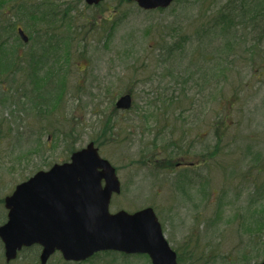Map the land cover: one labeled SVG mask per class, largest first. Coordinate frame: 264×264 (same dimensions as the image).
<instances>
[{
    "label": "rangeland",
    "instance_id": "374dc122",
    "mask_svg": "<svg viewBox=\"0 0 264 264\" xmlns=\"http://www.w3.org/2000/svg\"><path fill=\"white\" fill-rule=\"evenodd\" d=\"M11 1L0 3V13L16 6L6 25L17 22L14 36L7 37L10 46H18L17 60L30 50L39 52L41 40L59 43L44 66L62 55L55 75L64 84L44 86V95L52 94L35 99L31 108L20 93L5 105L0 86V200L36 171L69 161L72 152L92 141L122 184L111 212L153 207L181 264L261 260L264 0H176L151 11L128 0L96 6L85 0ZM18 27L31 41L20 39ZM178 41L184 49L168 58L169 46ZM21 64L15 76L25 81L26 64ZM61 90L62 101L56 103ZM125 93L132 94L133 105L121 110L116 101ZM109 119L116 135L112 130L99 139ZM174 142L189 151L187 158ZM181 159L201 165L181 172L176 165ZM3 216L0 211V222ZM35 262L22 254L11 264H40ZM0 264H6L4 258ZM48 264L151 262L145 255L100 253L79 263L57 255Z\"/></svg>",
    "mask_w": 264,
    "mask_h": 264
},
{
    "label": "water",
    "instance_id": "95a60500",
    "mask_svg": "<svg viewBox=\"0 0 264 264\" xmlns=\"http://www.w3.org/2000/svg\"><path fill=\"white\" fill-rule=\"evenodd\" d=\"M96 5L104 0H85ZM145 10L167 8L174 0H130ZM19 32L28 41L22 29ZM130 93L116 102L130 109ZM121 192L115 167L101 157L94 142L74 152L71 161L39 171L17 185L6 198L8 222L0 227L8 261L23 246H43L41 263L61 251L66 261H84L95 253L119 251L147 254L152 264H179L152 207L130 213L110 212L114 194ZM258 264H264L262 260Z\"/></svg>",
    "mask_w": 264,
    "mask_h": 264
},
{
    "label": "trees",
    "instance_id": "16d2710c",
    "mask_svg": "<svg viewBox=\"0 0 264 264\" xmlns=\"http://www.w3.org/2000/svg\"><path fill=\"white\" fill-rule=\"evenodd\" d=\"M11 0H0V3H3L5 5L8 4V2H10ZM12 3V1H11ZM22 5L20 4L19 7H21ZM12 7H16L15 5H13ZM12 7L10 8H5L3 10V13H0L1 15V19H0V24H3L4 26H1L0 27V80L2 79V77H4V75L7 73V71H12L14 69H18L19 66H22L21 62L23 63H28L29 65V72L27 73L26 77L28 78L29 82H30V85H31V88H32V101H34L35 99L39 98V99H45L48 100L49 96L52 94L49 90H48V95L44 93L46 92L45 89H44V86H47V87H51L52 86V82L55 81V83L57 84V81H61V83L59 85H57L58 89L62 88L63 87V79L62 76L60 77H57V75H55V73L58 71V67L61 63H63L61 61L62 58V55H58L56 57H54L52 59L51 62H49L50 64L48 66H44L45 64V61H44V58H49L50 55H54V53L52 52L53 48H55L56 46H59L60 44L57 43L56 45L54 43H51V42H47V41H39L40 43V48H39V52H37L36 50H32L31 53H30V56L29 58L26 59L25 58H21L20 60H17V57L19 58V54L18 52L15 50L16 47L18 46H14V45H11L8 44L7 42L10 40L8 39L11 34V32H15L17 27V22L14 21V22H10L8 23L9 25V28H8V25H6V23L8 22V12L9 10H12ZM33 7L31 8V11H32ZM48 11V14H47V18H50L51 17V10H46ZM13 12V11H11ZM33 13V14H32ZM30 17H34L36 12H32ZM16 14L17 12L15 13V17H16ZM66 14H68V11H66ZM26 17H28V14H26ZM36 19V18H35ZM69 30H71V25L69 27ZM7 34V36H4ZM15 34V33H14ZM12 37L14 36L13 34H11ZM46 35H49V36H53L51 35L50 33H46ZM8 37V38H7ZM5 38H7L8 40H4ZM18 38V35L16 34V38L15 40ZM31 39V37H30ZM39 40V39H38ZM19 44V42H18ZM21 44V43H20ZM10 46V48H6ZM184 47H182V42L178 41V42H175L173 45L169 46V49L167 50V57L170 58L174 55V53L176 51H181L183 50ZM45 70L46 72H44V74L40 75L39 72L41 70ZM23 70V68H22ZM17 78V77H16ZM58 78V79H57ZM63 90L60 91V93L57 95L56 99L57 101L55 100L56 103H60L62 101V98H63ZM3 98L2 100H7L9 97H13L12 94H3L2 95ZM111 122V119H109L106 123V127L104 128V132L103 134L100 135L99 139H102V137H106L107 133H111V131L113 130V134H112V137L114 138L116 133L114 132V127L113 125L110 123ZM215 135L217 136V138L219 139V122H217V128H216V132H215ZM98 141V140H97ZM173 143V142H172ZM174 145L176 147V149H178L180 151L179 154L182 155L183 159L184 158H187L188 157V152L187 150H185L184 152L182 151L183 147L179 142H174ZM214 152L212 153H207L206 155L209 156H214L215 153L213 154ZM174 155H176L175 153H173ZM210 154V155H209ZM174 155H169L168 159H173ZM208 157H204L205 159H208ZM110 253H113V252H106L105 254H110ZM245 259H250V256L249 254L244 256ZM250 262V261H249Z\"/></svg>",
    "mask_w": 264,
    "mask_h": 264
},
{
    "label": "flooded vegetation",
    "instance_id": "af4514ba",
    "mask_svg": "<svg viewBox=\"0 0 264 264\" xmlns=\"http://www.w3.org/2000/svg\"><path fill=\"white\" fill-rule=\"evenodd\" d=\"M31 51L32 50H30L29 53L27 54V56L25 58L26 61L29 58ZM25 64H26V66H25L24 73L27 75V73L29 72V70H28L29 69V65H28V63H25ZM17 72H20V70L14 69V70H12L10 72V78H5V79H1L0 80V86H2L4 88V89H2L3 90L2 94H7V95L15 94L16 95L17 93H20L24 99L27 98L26 102L29 104V107L31 108V105H32V97H31L32 96V88H31L30 82H29L27 77H25V81L18 80L16 78L17 76H15V74H17ZM26 81H28L27 87L24 85V83H26ZM18 82H20V83H18ZM22 87H24V88H22ZM10 98L11 97H9L7 100H4L5 105H6V103L13 102V101L16 102L17 101V97H14L12 99H10ZM37 99L39 100V98H37ZM19 100H21V97H19ZM202 162H206V161L203 160ZM176 165H177L178 168H181V170H182L181 172H188V170L189 171L193 170L195 166H200L201 165V161L199 163H197V162H194V161H188L186 159L184 161L183 159H181V160L178 161V163ZM180 174H183V173H180ZM185 183H186V181H185ZM187 183H190V182L188 181ZM201 187H202V183L199 186V190L202 191ZM13 191H12V193H13ZM8 195H6L5 198ZM201 197L204 198V195H201ZM5 198L0 200V211L4 212V216L2 218V221L0 222V226H2L3 224H5L8 221V213H9V211L6 208ZM42 250H43V248L40 245H32V246H29V247H23L19 251V254L17 255L16 259L8 261L7 258H6L5 245H4L3 241L0 239V258L1 259L4 258L6 264H11V263L15 262L17 259L20 258V256L22 254H25L26 256L33 257L36 262L37 261L40 262V255L42 253ZM26 253H29V254L27 255ZM57 255H61V252L58 251V250L55 251V253H53L51 255V257L49 258V260H48V262L46 264H48ZM178 255H180V254L178 253Z\"/></svg>",
    "mask_w": 264,
    "mask_h": 264
}]
</instances>
